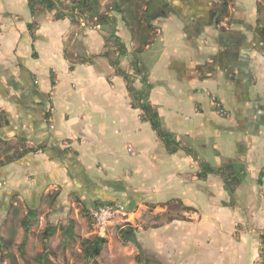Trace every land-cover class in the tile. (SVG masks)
Instances as JSON below:
<instances>
[{
	"label": "crops",
	"instance_id": "0c3cea01",
	"mask_svg": "<svg viewBox=\"0 0 264 264\" xmlns=\"http://www.w3.org/2000/svg\"><path fill=\"white\" fill-rule=\"evenodd\" d=\"M83 8L0 0L1 196L119 206L149 264H262L264 0Z\"/></svg>",
	"mask_w": 264,
	"mask_h": 264
},
{
	"label": "rangeland",
	"instance_id": "374dc122",
	"mask_svg": "<svg viewBox=\"0 0 264 264\" xmlns=\"http://www.w3.org/2000/svg\"><path fill=\"white\" fill-rule=\"evenodd\" d=\"M146 1L57 0L54 10L63 12L68 3H80L79 6L84 7L86 12L95 11L102 17L126 13L129 19V14L134 12L138 19ZM155 40L159 44V39ZM30 208H33V214H30ZM85 209L88 208L77 205V209L71 208L66 217L55 214L57 209H54L51 197L42 199L37 207L24 209L16 198L2 197L0 192V264H149L146 254L139 252L137 246L126 241L121 233L127 228L139 230L138 237L143 240L140 227L144 226L139 224V216L134 218V215L120 213L110 221L103 234H98ZM24 223L30 225L28 233L24 231ZM50 226H55L56 231L52 237L44 240L43 232ZM97 236L105 238L106 243L99 256L88 259L84 256L83 242Z\"/></svg>",
	"mask_w": 264,
	"mask_h": 264
},
{
	"label": "trees",
	"instance_id": "16d2710c",
	"mask_svg": "<svg viewBox=\"0 0 264 264\" xmlns=\"http://www.w3.org/2000/svg\"><path fill=\"white\" fill-rule=\"evenodd\" d=\"M32 2H35L36 4H39L41 6H45L47 9H54L55 6V2H57V0H31ZM75 5H80V3H76ZM56 18H61L60 15H58V13L55 14ZM156 126L154 125V128ZM163 136V135H161ZM85 211H89V209H85ZM88 214V213H87ZM72 222V221H71ZM30 230V225H27L24 223V231L25 233H28V231ZM56 231V227L55 226H50L47 227L44 232H43V239L47 240L48 238L52 237L54 235ZM135 229H124L121 231L122 233V237L128 241V242H132L134 245L137 246V248L139 249V252H142V249L140 247V245L138 244L137 240H136V236H135ZM106 243V239L103 237H95L93 240H85L83 242L84 244V256L88 259H92L94 257H97L100 255V252L102 250V246ZM261 254L260 256L262 257V264H264V233L262 234L261 237Z\"/></svg>",
	"mask_w": 264,
	"mask_h": 264
},
{
	"label": "built area",
	"instance_id": "2783aa9c",
	"mask_svg": "<svg viewBox=\"0 0 264 264\" xmlns=\"http://www.w3.org/2000/svg\"><path fill=\"white\" fill-rule=\"evenodd\" d=\"M215 108L217 109V113L220 116L226 115V111L224 110L223 105L220 102H215ZM120 210L121 208L119 206H96L89 208L88 216L92 220L95 228L98 231V234H103L106 231L110 221L119 214Z\"/></svg>",
	"mask_w": 264,
	"mask_h": 264
},
{
	"label": "water",
	"instance_id": "95a60500",
	"mask_svg": "<svg viewBox=\"0 0 264 264\" xmlns=\"http://www.w3.org/2000/svg\"><path fill=\"white\" fill-rule=\"evenodd\" d=\"M31 214H33V213H31Z\"/></svg>",
	"mask_w": 264,
	"mask_h": 264
}]
</instances>
